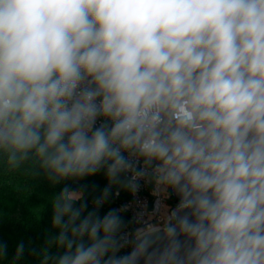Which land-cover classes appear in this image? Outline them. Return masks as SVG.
Here are the masks:
<instances>
[{
	"label": "clouds",
	"instance_id": "clouds-1",
	"mask_svg": "<svg viewBox=\"0 0 264 264\" xmlns=\"http://www.w3.org/2000/svg\"><path fill=\"white\" fill-rule=\"evenodd\" d=\"M0 158L54 183L157 162L181 264H264V0H0ZM79 200L53 203L52 264H137Z\"/></svg>",
	"mask_w": 264,
	"mask_h": 264
},
{
	"label": "trees",
	"instance_id": "trees-1",
	"mask_svg": "<svg viewBox=\"0 0 264 264\" xmlns=\"http://www.w3.org/2000/svg\"><path fill=\"white\" fill-rule=\"evenodd\" d=\"M64 187L83 192V198L78 201L87 205L82 216L95 210L103 217L115 209L122 220L119 237L131 225L130 216L117 211L130 198L123 173L116 182H110L101 170L94 175L69 177L54 183L36 159L13 168L0 158V264H52L53 258L63 251L55 243L59 230L53 226L52 216L53 203ZM174 202L180 201L174 198ZM18 247L22 248L19 256ZM118 254H122V249Z\"/></svg>",
	"mask_w": 264,
	"mask_h": 264
},
{
	"label": "built area",
	"instance_id": "built-area-1",
	"mask_svg": "<svg viewBox=\"0 0 264 264\" xmlns=\"http://www.w3.org/2000/svg\"><path fill=\"white\" fill-rule=\"evenodd\" d=\"M124 154L128 155L127 152ZM132 159L136 160L135 157ZM156 163L148 164L143 158H139L133 171L123 173L128 181L130 198L120 204L117 211L127 213L131 225L120 233V243L123 244L121 255L131 252L138 235L157 228L169 229L176 224L172 211L180 208V202L176 206L171 204L175 198L172 186L158 179Z\"/></svg>",
	"mask_w": 264,
	"mask_h": 264
},
{
	"label": "water",
	"instance_id": "water-1",
	"mask_svg": "<svg viewBox=\"0 0 264 264\" xmlns=\"http://www.w3.org/2000/svg\"><path fill=\"white\" fill-rule=\"evenodd\" d=\"M172 194L181 202L182 194L177 188L172 187ZM190 211V209L179 208L174 209L172 214L184 215ZM174 216L176 224L173 227L177 229L176 236H173L169 229L157 228L146 231L135 238L131 252L139 248L140 255L137 264H181L179 258L185 256L190 243L186 235L179 229L177 216ZM177 246H179L178 250ZM174 254L176 258H174Z\"/></svg>",
	"mask_w": 264,
	"mask_h": 264
},
{
	"label": "rangeland",
	"instance_id": "rangeland-1",
	"mask_svg": "<svg viewBox=\"0 0 264 264\" xmlns=\"http://www.w3.org/2000/svg\"><path fill=\"white\" fill-rule=\"evenodd\" d=\"M75 192L78 194V196L80 197V200H81L83 198V195H84L83 192H79V191H75ZM171 204L174 206L177 205V203L174 201H172Z\"/></svg>",
	"mask_w": 264,
	"mask_h": 264
}]
</instances>
